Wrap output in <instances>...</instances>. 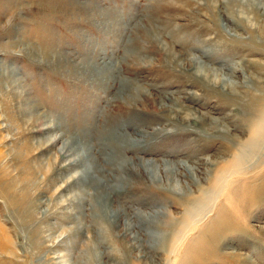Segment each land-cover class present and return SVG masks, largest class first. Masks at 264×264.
I'll list each match as a JSON object with an SVG mask.
<instances>
[{"label": "rangeland", "instance_id": "1", "mask_svg": "<svg viewBox=\"0 0 264 264\" xmlns=\"http://www.w3.org/2000/svg\"><path fill=\"white\" fill-rule=\"evenodd\" d=\"M255 29L213 0H0V264H264V140L251 144L239 128L232 133L245 144L231 148L213 125L168 117L152 103L179 99L229 124L237 107L207 95L186 59L236 82L241 67L260 74ZM253 86L245 90L259 95ZM74 134L95 147L89 162L117 222L99 219L93 186L78 182L83 164L65 144ZM128 139L140 146L124 148ZM112 153L153 169L220 163L197 169L201 182L184 196L164 187L161 173L156 185L138 170L115 179ZM236 154L248 161L238 166ZM158 211L167 212L165 241L145 238L128 256L121 222Z\"/></svg>", "mask_w": 264, "mask_h": 264}, {"label": "bare ground", "instance_id": "2", "mask_svg": "<svg viewBox=\"0 0 264 264\" xmlns=\"http://www.w3.org/2000/svg\"><path fill=\"white\" fill-rule=\"evenodd\" d=\"M211 1L212 0H210V2ZM213 1L220 4L224 2L225 9L233 20L237 22L240 21L241 23H245L247 25L255 26L256 29H258V33H252L251 36L254 37V39L255 37L260 39V41H256L257 39H255V42L264 43V23H261L262 14H264V0H229L228 2H225L224 0ZM155 45L156 47L161 48L159 42ZM168 55L170 57V63L174 64L177 58L176 55H174L172 51L169 52ZM186 61L188 66L191 67L190 69L194 71V75L196 76V78L199 81L203 82L204 86L207 88V95H214L215 97H218L220 100V105L223 107V109L229 104L235 105L237 107L238 112L235 113L236 117L233 118L231 117V115L227 114L226 117L228 116L230 120L229 124H225L221 119L210 116L208 113H202V115L197 116L190 109H187L189 107H187L186 104L184 105L182 103V100L179 99H175L173 105H169L164 102V99H161L160 105L157 106H155V99H152L153 107L156 109V111L175 119L182 117L183 119H187L188 121H195L197 118L200 119L202 122L209 123L210 125H213L212 130H216L218 134L228 139V146L231 148H234V144L236 143H239L241 145L245 144L244 141H241L242 137L240 135L232 133L233 130H237L239 128L242 131L248 132V134L250 132V139H247L249 142L251 141V144L256 145L257 142H259L260 140H264V97H262V91H264V74H262L264 73V65L260 64V68L258 70L259 73L263 76L257 73H247V71L241 67L240 72H242L243 80L240 82H236L231 78L223 77V75L216 74L215 71L202 64L200 59L196 56L189 57L186 59ZM235 69L237 68L235 67ZM245 84H249L250 86H260V94L262 95H255V93L249 90L246 91ZM196 96L198 97V95ZM182 112L185 113V116L181 115ZM76 139L78 138H75L74 134L72 137L68 138L65 144L67 145V152H75L76 156L79 159V163L83 164L82 172L80 175H78V182H81L82 187L87 189L88 187L90 188L91 186H93L92 191L96 192H94L93 194L96 208L95 213L99 217V219L105 221L108 224L117 222V209L111 208L112 195H110L109 191H107L106 189V185L103 183L104 177H98V175H94L96 169H98V165L90 164L89 162L91 160V153L92 151H94L95 147L91 148L90 145H83L81 143L79 144ZM72 142H76L79 145L76 144L73 146L71 145ZM124 144L122 145L124 148L133 147L135 145L140 146L138 141L131 139H128L127 142ZM123 147L115 149V152L121 153L123 151ZM77 157H75V159ZM107 157H109V160L111 162L113 161V163L115 164L117 175L115 176V179L120 178L118 177L119 172L121 173V175H123L124 173L128 175H133L135 174L134 172L138 170L144 176H147L148 174L146 178L151 181L152 185H156L154 184L157 181L156 178H158L161 173L163 179L165 180V184L163 183L164 187H169V185L171 184L172 189L175 191L176 194L184 196H187V187L189 185L198 186L201 182V177L198 178L197 176V169L203 175L205 173V169L210 171L211 167L217 166V164L220 163L218 159L208 157L203 161V165L200 162L195 163L193 166H187L185 163L176 161L171 164L166 162H159L155 163L157 169L156 167H154L155 169H153L152 167L149 168V163H151L149 161H144L141 159L132 161L131 159H126L125 156H123L122 154L115 153L108 154ZM245 160L246 155H235L234 161L236 164H238V166H242L241 164H244ZM231 161L225 163V166L224 168H222V170H225L227 168V164L231 163ZM158 169L160 172H158ZM183 178H186L187 181L183 180ZM127 185L130 186V184ZM165 213L167 212L158 211L154 213L150 218L136 219L134 220V223H129L128 221L121 222V234L125 237L124 248L126 249V252H129L128 256L133 253V251L140 249L144 241L143 239L145 238H149L150 242H152V240L158 241L159 239L165 241V234L168 230V225L162 222V219L160 217ZM140 257L145 258L147 256L141 254Z\"/></svg>", "mask_w": 264, "mask_h": 264}]
</instances>
